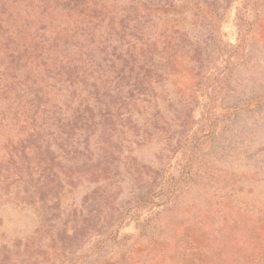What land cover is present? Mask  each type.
Returning a JSON list of instances; mask_svg holds the SVG:
<instances>
[{
	"label": "rangeland",
	"instance_id": "rangeland-1",
	"mask_svg": "<svg viewBox=\"0 0 264 264\" xmlns=\"http://www.w3.org/2000/svg\"><path fill=\"white\" fill-rule=\"evenodd\" d=\"M126 4L92 96L64 0H0V264H264V0Z\"/></svg>",
	"mask_w": 264,
	"mask_h": 264
},
{
	"label": "trees",
	"instance_id": "trees-1",
	"mask_svg": "<svg viewBox=\"0 0 264 264\" xmlns=\"http://www.w3.org/2000/svg\"><path fill=\"white\" fill-rule=\"evenodd\" d=\"M113 2L114 0H64V18L66 24H68L67 27H64V69L69 74L84 77V82L89 89L88 93L92 94V96L98 90L92 78V75L100 67L97 63V48L103 42L98 38H101L103 35H108V38H110L115 32H121V38L124 39H127L129 36V34L125 33V29L128 28L131 19L127 18L126 14L132 11V7H127L126 0L125 2L123 0L120 10L116 11ZM152 7L148 6L146 2H142L136 4L133 10L140 16L150 13L156 14L157 12ZM120 27L121 29L119 30ZM80 40L81 42L79 43ZM138 40L140 41L139 38ZM86 41L88 44L85 46ZM140 44L141 46L137 49L131 47L130 40L126 41L125 44L119 45L117 48L120 53L115 57L119 65L114 67L113 64V70H117L122 75H126L127 71H133L134 68L146 72L152 68L157 70L154 65V58L145 59V55L148 54L149 49H144L143 43ZM239 45L237 44L233 47H238ZM110 54L113 56L114 53ZM136 55L139 57L138 60ZM136 60L138 61L137 64H142L135 66ZM106 67H108L107 64ZM73 85L75 83L71 81L69 86ZM99 100L97 98V101L92 102L94 105H98ZM120 102L115 99L104 101L103 106H99L100 108L105 106L104 110H102V115H111L116 104H120Z\"/></svg>",
	"mask_w": 264,
	"mask_h": 264
}]
</instances>
